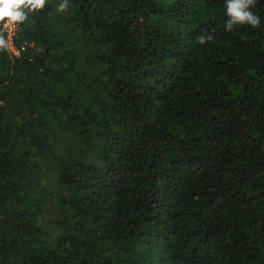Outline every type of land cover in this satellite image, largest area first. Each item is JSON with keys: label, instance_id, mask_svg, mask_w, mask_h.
<instances>
[{"label": "trees", "instance_id": "1", "mask_svg": "<svg viewBox=\"0 0 264 264\" xmlns=\"http://www.w3.org/2000/svg\"><path fill=\"white\" fill-rule=\"evenodd\" d=\"M60 2L0 50V264H264V0Z\"/></svg>", "mask_w": 264, "mask_h": 264}, {"label": "clouds", "instance_id": "2", "mask_svg": "<svg viewBox=\"0 0 264 264\" xmlns=\"http://www.w3.org/2000/svg\"><path fill=\"white\" fill-rule=\"evenodd\" d=\"M256 0H225L226 22L225 31L231 33L235 28L250 25L257 28L260 25V17L252 9ZM46 0H0V23L19 25L23 24L30 13L43 10ZM69 10V0H61L57 5L60 13ZM210 37L201 35L197 37V42L206 44ZM7 41L0 33V50L7 48Z\"/></svg>", "mask_w": 264, "mask_h": 264}, {"label": "built area", "instance_id": "3", "mask_svg": "<svg viewBox=\"0 0 264 264\" xmlns=\"http://www.w3.org/2000/svg\"><path fill=\"white\" fill-rule=\"evenodd\" d=\"M19 31V25L4 24L0 23V32L6 33L7 49L13 56L20 57L21 54L26 50L27 43H24L21 47H17L15 40Z\"/></svg>", "mask_w": 264, "mask_h": 264}, {"label": "rangeland", "instance_id": "4", "mask_svg": "<svg viewBox=\"0 0 264 264\" xmlns=\"http://www.w3.org/2000/svg\"><path fill=\"white\" fill-rule=\"evenodd\" d=\"M4 34V33H3ZM5 35V37H6V33L4 34Z\"/></svg>", "mask_w": 264, "mask_h": 264}]
</instances>
